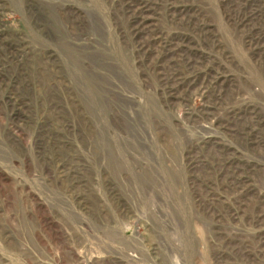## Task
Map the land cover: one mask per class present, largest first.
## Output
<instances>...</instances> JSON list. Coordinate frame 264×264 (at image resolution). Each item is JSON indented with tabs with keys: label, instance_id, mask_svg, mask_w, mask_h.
I'll use <instances>...</instances> for the list:
<instances>
[{
	"label": "rangeland",
	"instance_id": "obj_1",
	"mask_svg": "<svg viewBox=\"0 0 264 264\" xmlns=\"http://www.w3.org/2000/svg\"><path fill=\"white\" fill-rule=\"evenodd\" d=\"M0 264H264V0H0Z\"/></svg>",
	"mask_w": 264,
	"mask_h": 264
}]
</instances>
